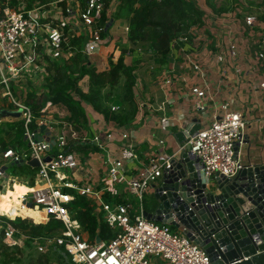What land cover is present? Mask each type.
Returning a JSON list of instances; mask_svg holds the SVG:
<instances>
[{
    "label": "built area",
    "instance_id": "built-area-1",
    "mask_svg": "<svg viewBox=\"0 0 264 264\" xmlns=\"http://www.w3.org/2000/svg\"><path fill=\"white\" fill-rule=\"evenodd\" d=\"M120 1L0 0V97L7 98L8 105L19 112L17 120L22 123V143L25 145L20 150L0 147V195L5 194L4 186L15 182L19 175L29 189L18 195L19 208H35L43 212L45 222L49 217L62 222L65 229L54 241L64 245L73 264H153L154 258L166 264H212L205 251L184 234L143 215L144 194L170 168L173 157L149 159L135 176L125 182L128 192L135 197L136 207L129 201L104 200L93 186H77L70 181L67 172L80 167L77 153L70 149V141L77 140L79 135L72 124L62 125L67 132L56 133L54 120L49 117L54 105L49 100L44 104L41 102L47 91L30 88L34 83L44 84L48 68L54 64L64 65L77 51L92 54L102 41L100 31L108 33L117 29L127 34L126 24L122 28L116 25L115 12ZM103 15L104 21L100 23ZM256 18L250 15L244 22L253 25ZM74 31H86L87 41L81 50L69 42ZM229 49L234 56L236 44L231 42ZM257 59L264 60V41L260 43ZM194 67L201 72L198 64L195 63ZM201 77L206 80L204 73ZM259 87L264 88V81ZM205 89L204 85H193L190 89L196 97L198 110L204 109L200 99L206 96ZM31 95L36 103L42 104L36 111L28 102ZM110 109L115 111L117 108ZM245 128L243 114L231 109L228 103H221L205 126L192 133L185 131L180 150L186 149L192 160L198 161L200 178L208 179L209 183H213L216 175L233 178L243 166L240 149L247 141ZM100 133L96 131L90 140L103 149ZM121 137L126 138L127 134ZM32 159L38 163L34 186L28 184L26 174L20 170L25 166L33 167L29 164ZM105 162L107 178L117 180L122 161L106 156ZM66 189L91 197L97 203L103 222L115 231L111 239L88 242L82 238L80 225L68 209L74 195ZM16 217L24 218L0 210V240L11 247H22L26 240H30L35 250L44 252L51 241L28 239L19 234L10 223Z\"/></svg>",
    "mask_w": 264,
    "mask_h": 264
},
{
    "label": "crops",
    "instance_id": "crops-1",
    "mask_svg": "<svg viewBox=\"0 0 264 264\" xmlns=\"http://www.w3.org/2000/svg\"><path fill=\"white\" fill-rule=\"evenodd\" d=\"M194 2L199 8L202 5L207 7L205 0ZM203 14V24L197 28L190 27L188 33L185 31L179 34L167 54L163 57L154 56L150 71L141 73L140 78H135L132 63L130 66L129 61L124 59V64L134 76V85L131 93L127 94L128 99L120 103L110 100V105H104L100 99L103 93L96 90L98 93L93 103L81 101L84 121L78 122L80 127L68 119L67 115L72 116L69 108L49 100L54 105L49 117L54 120L52 123L56 133L60 134L63 130L67 132L62 125L72 124L79 135L77 140L70 141V149L77 153L80 160L79 169L67 172L72 183L77 186H93L104 200L129 201L136 207L135 197L128 192L125 182L135 176L151 158L163 160L178 156L184 141L179 142L175 134L190 125L196 129L205 126L221 103H228L231 109L240 111L245 118L247 141L240 149L243 165L249 162L264 164V88L259 87L260 82L264 81V60L257 59L260 43L264 41V20L256 18L259 22L247 25L244 19L250 15L240 14L238 10L216 14L209 9V12ZM72 34L80 36L78 49L81 50L87 41L86 31ZM125 34V31L117 29L109 31L102 36L101 43L92 54L81 52L85 57L88 56V61L84 63L86 67L93 66L101 70L108 66L109 59L115 61L124 49L119 48L118 44L128 43ZM231 42L237 46L234 56L229 49ZM127 47L129 49L126 52L135 51L134 45ZM70 59L64 65H70ZM195 63L200 66L201 72L195 69ZM52 71L50 66L47 79ZM202 73L206 80L202 79ZM83 77L86 78L87 87L79 81L77 87L82 93H87L88 76ZM193 85L206 87V96L200 99L203 110L196 108V97L190 92ZM29 99L34 98L31 95ZM45 101L44 97L42 104ZM113 106L117 108L115 111L110 109ZM12 112V106L9 105L7 109L0 106V127L1 124L13 123L9 119L17 121ZM86 125L87 133L83 135L78 129ZM96 131L101 132L100 143L103 149L90 140ZM122 134H127V137L122 138ZM161 140L163 144H159ZM106 156L122 161L120 176L115 181L107 178ZM26 180L29 184L30 178ZM153 185L143 196L148 211L154 208L151 205ZM19 186L26 187L24 184L14 185L15 192H19ZM66 191L72 193L73 190ZM8 195L6 193L3 197L7 198ZM87 198L94 204V213L101 218L97 203L91 197ZM153 264L166 263L154 258Z\"/></svg>",
    "mask_w": 264,
    "mask_h": 264
},
{
    "label": "trees",
    "instance_id": "trees-1",
    "mask_svg": "<svg viewBox=\"0 0 264 264\" xmlns=\"http://www.w3.org/2000/svg\"><path fill=\"white\" fill-rule=\"evenodd\" d=\"M33 1V0H31ZM43 2L45 0H38ZM171 8V9H168ZM125 10L127 13L132 12L130 17L122 19L120 11ZM166 10H170L166 13ZM203 11L192 0H162L156 2L154 0H121L115 12L117 22L125 20L123 24L128 26L127 40L135 44L139 41H147L150 49L153 50L155 56H165L171 48L173 39L178 35V22L185 20L189 16L191 23H185V28L181 30V34L185 31L188 33L192 26H201ZM259 20H264V15L259 17ZM104 21V15L100 23ZM184 26V24H182ZM101 37L105 35L100 31ZM71 45L79 48L81 44L80 36H72L69 38ZM125 49H122L119 57L113 61L109 59L108 66L105 69L96 70L95 67L85 64L79 69L71 68L82 61L85 56L77 51L70 60V65H52V73H50L49 81L46 83L45 100H52L64 104L72 112L74 121H84V110L81 101L93 103L96 100L97 91L105 86H114L118 79L123 76L125 79V90L131 93L134 85V76L129 67L124 64L123 54ZM84 75L88 76L89 91L82 93L77 87V80ZM95 90V92H94ZM74 94V95H73ZM29 104L36 111L40 105L36 100L29 99ZM73 121V123H74ZM6 128L0 127V133L4 137H0L2 148L12 147L20 150L22 143V123L17 120L13 123L4 124ZM15 139L8 144L7 140ZM30 177V186H34V176L37 172L36 167L25 166L20 169ZM71 190V189H70ZM72 191V190H71ZM74 195L73 201L68 205L69 213L72 218L78 221L80 225L79 234L88 242H94L96 239L100 241H108L111 239L115 231L111 229L102 218L94 213V204L84 196H80L72 191ZM151 205L154 207L155 202L152 198ZM144 210H147V203L143 198ZM102 216V214H101ZM12 226L19 234L26 235L30 238L49 239V243L44 253H40L35 258L29 259L24 264H73L70 257L65 251L64 245H58L56 238L62 236L64 226L61 221L49 217L44 223H33L27 218L16 217L10 221ZM171 230L174 228L168 226ZM32 247L30 240H26L24 246H8L0 240V251L4 254V262H9L13 259V252L22 253L25 247ZM13 249V252L10 251ZM19 262V260H16Z\"/></svg>",
    "mask_w": 264,
    "mask_h": 264
},
{
    "label": "water",
    "instance_id": "water-1",
    "mask_svg": "<svg viewBox=\"0 0 264 264\" xmlns=\"http://www.w3.org/2000/svg\"><path fill=\"white\" fill-rule=\"evenodd\" d=\"M190 126L175 134L179 142L197 128ZM29 164L38 166L36 159ZM198 169V161L180 150L152 187L153 210L143 215L184 234L212 264H264V164L249 162L233 178L216 175L213 183Z\"/></svg>",
    "mask_w": 264,
    "mask_h": 264
},
{
    "label": "rangeland",
    "instance_id": "rangeland-1",
    "mask_svg": "<svg viewBox=\"0 0 264 264\" xmlns=\"http://www.w3.org/2000/svg\"><path fill=\"white\" fill-rule=\"evenodd\" d=\"M192 1L194 2V0H192ZM195 1H197V3H198V1H203V0H195ZM205 4L207 7L209 6V8H207V7L205 8L202 5L200 7V9L203 11V13L206 11L209 12V9H211L212 12H214L216 14L223 13V12H233L234 10H238V12L240 14L254 15L257 17V19H259V17L261 15H264V0H205ZM168 9H171V8H168ZM169 12H170V10H166V13H169ZM131 14H132V12L127 13L123 9L120 11V16L122 17V19H126V16L130 17ZM124 21L125 20L121 21V23L117 22L116 25H119L122 28ZM191 21L192 20H190L189 16H187L185 20L178 22V26L176 29H177V31L180 30V32L178 31V35L173 40L177 39V37L181 35V30L185 28V23L186 24L191 23ZM257 21H255V22H257ZM182 24H184V26ZM197 27H199V26H196V28ZM112 31H115V29H113ZM117 31H121V30H117ZM125 38L127 40V34H125ZM127 45H134L135 51L134 52H128V51L126 52V49L128 48ZM118 47L121 49L122 48L125 49V53L123 54V57H124L123 59H127L130 63V66L132 63L131 68L134 71L133 73H134L135 78H140L141 73H145L147 71H150V69H151L150 63L152 64V61H154L155 55L153 54V50L150 49L147 41H139V42H136L135 44H132L128 41L127 44H118ZM86 61H88V56L83 58L82 61H80L77 65L74 66L72 64L71 68H73L75 70L79 69V67L81 65H83L84 63H86ZM49 78H50V76L48 77V79H47V77H45L44 81L48 82ZM84 79H86V78L82 77L81 79L77 80V82L79 81L78 83L83 84L84 87H87V85L85 83L86 81ZM123 83H124V78L120 77L114 86L108 87L106 89L103 88V90L100 89L101 93H103V94H100V99L103 100L104 105H106V104L110 105V102H112V101H117L120 103L123 99H126V100L128 99L127 98L128 92L123 89L124 88ZM42 86L46 87V84L45 83L43 84L41 82L34 83L33 86H31L30 88L32 90L42 91L41 90L43 88ZM123 90L125 92H123ZM44 91L46 92L47 89L44 88L43 92ZM100 91H99V93H100ZM94 92H95V90H94ZM110 100H112V101H110ZM0 106H2L4 109L9 108L8 99L0 97ZM67 117H68V119L72 120L71 122L74 121L73 116L67 115ZM9 120H10V122L11 121L16 122L15 119H9ZM4 123H6V122H4ZM74 124H76V126L80 127V125L77 121H74ZM1 128L4 129L6 127L4 126V124H1ZM86 128H87V125L82 126L81 128H79V129L77 128V129L81 132V134L84 135L85 133H87ZM0 137H4V134L0 133ZM14 139H15V137H13V139H11L10 141L7 140L6 142H8V144H10ZM24 146L25 145L23 144V147ZM0 147H2L1 144H0ZM26 176L30 177L27 174H26ZM14 185H23L22 179L20 178L19 175H18V178L15 179V182H11L10 184H8V186H4V192L7 193L8 191L14 190ZM29 185H30V183H29ZM33 209L35 210V208H33ZM10 215H12V213H10ZM27 219H29V218H27ZM29 220H31V219H29ZM31 221H33V220H31ZM44 222H35L34 221V223H44ZM10 251L13 252V249H11ZM44 252H45V250H44ZM44 252H39V251L35 250L33 247L28 246V247H25V249L22 251V253L13 252V256H14L13 259L9 262H4V254H2V252L0 251V264H24L29 259L35 258L40 253H44ZM16 260H19V262H17Z\"/></svg>",
    "mask_w": 264,
    "mask_h": 264
},
{
    "label": "bare ground",
    "instance_id": "bare-ground-1",
    "mask_svg": "<svg viewBox=\"0 0 264 264\" xmlns=\"http://www.w3.org/2000/svg\"><path fill=\"white\" fill-rule=\"evenodd\" d=\"M19 192L14 190L8 191V197L5 198L0 195V210L7 211V213H12V215L18 214L23 217H28L33 219L35 222H44L45 215L41 211H36L34 209H21L19 208L20 202L17 200L18 195L28 192L29 189L23 186H19ZM6 194V193H5Z\"/></svg>",
    "mask_w": 264,
    "mask_h": 264
}]
</instances>
